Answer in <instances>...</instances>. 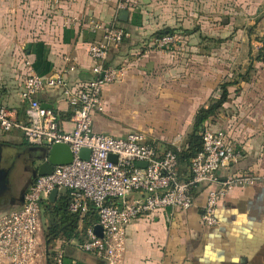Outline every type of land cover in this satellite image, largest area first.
Returning a JSON list of instances; mask_svg holds the SVG:
<instances>
[{"label":"crops","instance_id":"obj_1","mask_svg":"<svg viewBox=\"0 0 264 264\" xmlns=\"http://www.w3.org/2000/svg\"><path fill=\"white\" fill-rule=\"evenodd\" d=\"M119 1L0 0V106L14 110L18 119L25 121L27 104L21 93L31 70L44 78L61 73L72 87L91 81L94 78V61L88 49L101 38V33H94L89 26V22L94 20L116 25L127 33L124 42L111 50L108 57V64L123 68L125 77L104 89L106 110L94 118V132L119 139L131 133H143L162 149H169L171 145L182 147L184 144L180 143L191 131L198 110L217 97L218 88L224 81L242 72L240 61H245L243 43L233 37L232 40L226 37L217 39L201 34L198 29H185V39L189 43L202 44L201 48L170 53L158 51L153 46L154 35L166 29L176 34L185 28L189 12L195 11L192 5L183 6L180 0H130L128 16L121 20ZM201 2L197 11L205 9L209 12V8L218 7L219 16L224 15L223 27L237 22V18L228 19L227 8L236 11L237 16L253 12L252 19H257L254 26L261 31L260 38L264 37V17L258 18L264 0ZM184 11L188 12L187 16ZM207 17L208 13L198 22L205 24ZM243 22L246 32L251 23ZM188 32L191 34L187 35ZM247 37L251 38L248 33ZM208 42H214L220 49L217 59L205 45ZM227 42L230 45L222 48L221 45ZM258 45L256 55L262 47L260 42ZM227 48L231 52L228 53ZM256 55L249 50L248 65ZM71 65L75 68L73 72L69 71ZM228 67L235 68L229 71ZM254 67L251 81L230 88V101L215 119L206 123L210 128L226 130L243 154L237 164L219 172L221 180L246 174L264 177V62H256ZM36 98L44 107L56 112L63 130L73 131V110L60 91H47ZM161 106L168 112H164L160 119L177 125V129H170L167 135L174 139L171 145L134 129L144 113L149 114ZM0 143L30 147L22 132L17 130H0ZM25 160L21 163L28 164V159ZM23 187L19 182L15 185L11 202L10 198L5 203L0 202V216L23 206L20 201ZM207 190L206 187L200 189L194 198V207L189 211L167 209L131 224L127 231L126 252L120 264H264V185L230 191L217 207L218 226L211 228L201 221ZM66 191H60L58 196ZM47 223L42 217L34 264H47L43 234ZM83 226L80 220L82 242L86 239ZM82 242H70L66 264H105L95 255L81 251L79 246ZM58 248L65 249L62 242L56 243L55 250ZM0 264L11 263L0 256Z\"/></svg>","mask_w":264,"mask_h":264},{"label":"built area","instance_id":"obj_2","mask_svg":"<svg viewBox=\"0 0 264 264\" xmlns=\"http://www.w3.org/2000/svg\"><path fill=\"white\" fill-rule=\"evenodd\" d=\"M130 0H120L119 11H128ZM101 38L88 53L94 61V78L84 85L72 87L66 77L56 73L44 78L32 70L21 93L27 104L25 121L14 110L0 106V130L20 131L30 147L50 149L56 144L70 147L74 160L56 167L49 176L37 177L25 194L23 206L0 216V256L11 264H34L39 247L42 202L48 201L54 190L71 192L69 210L82 219L91 207L98 214L103 236L95 235L94 227L86 231V239L79 248L95 255L105 264H120L126 252L128 227L134 222L167 209L189 211L194 207V190L206 187V204L201 221L206 227H216V210L220 201L234 189L264 185V177L233 175L221 180L219 172L237 164L241 149L226 130H213L207 124L202 131L203 150L191 160L189 177L178 174V157L170 149H162L143 133H131L119 139L98 134L93 130L94 118L105 112L104 89L125 77L123 68L108 64L111 50L119 47L127 37L124 29L97 21L89 22ZM176 37L154 39L153 46L166 51ZM29 65V64H28ZM74 66L69 67L73 72ZM60 91L73 110V131L63 130L52 109L44 107L36 98L47 91ZM181 146V145H180ZM174 145L176 149L181 147ZM82 149L90 150L89 160L80 159ZM110 156L116 161L109 160ZM145 163V168L137 164ZM96 225V226H97ZM53 264H66V251H54Z\"/></svg>","mask_w":264,"mask_h":264},{"label":"trees","instance_id":"obj_3","mask_svg":"<svg viewBox=\"0 0 264 264\" xmlns=\"http://www.w3.org/2000/svg\"><path fill=\"white\" fill-rule=\"evenodd\" d=\"M254 30L255 28H250L248 35L252 36ZM186 34L188 35L191 33L188 32ZM173 35H175L174 31L166 29L156 33L154 37L157 39ZM258 42L262 44V47L258 50L257 55L251 59L249 65L246 67V71L244 73L239 72L237 75H234L231 80L224 81L218 88L219 95L212 98L208 106L202 107L198 110L191 131L187 135L184 145L179 150L175 147H168L170 150L174 151L178 157V174H181L180 177L182 179H184L189 173L188 170L191 160L203 150L202 131L204 130L206 123L215 119L223 110L224 105L230 101V88L238 87L241 83H249L251 81L252 73L255 71L254 64L256 62H264V37L259 38ZM238 92L239 89L236 90V93ZM187 178L190 177L187 176ZM199 191L200 189L194 190V198L197 197ZM72 201L73 198L71 192L66 191L61 193L54 203L49 201L42 202V217L48 222L43 228L47 264H53L52 258L54 256L57 242L63 243L65 251L73 240H80L82 242V235L79 232L80 220L83 221L84 225L83 233L89 228L95 227L98 223V214L93 207H91L89 213H87L82 219L79 214L72 213L69 210Z\"/></svg>","mask_w":264,"mask_h":264},{"label":"rangeland","instance_id":"obj_4","mask_svg":"<svg viewBox=\"0 0 264 264\" xmlns=\"http://www.w3.org/2000/svg\"><path fill=\"white\" fill-rule=\"evenodd\" d=\"M183 6H187V4L189 5L188 7H190L192 5L193 9H195L194 12H189L188 15V21L187 23L183 26L185 28H182L181 31L177 32L174 37H176V42L174 44H172V46H170V48L166 51H162V52H184V51H192L195 50L196 48H198V46H200V48L202 47V44L196 45L193 44L192 42L189 43L188 40H186L185 38L187 36L184 35L185 33V29L190 30V31H195L196 29H198L200 31V33L204 35H208L210 37H215L217 39H219V37H226V39L228 40H232L234 38L237 39H241L240 44L243 43V56H244V60L245 61H240V70L242 72H244L245 68L248 65L247 59H248V52L249 50H251V53L253 55H256V50L259 47V42H258V38H260L261 35V31L258 29V26H254L256 20L252 19V14H254L253 12H243V16H237L236 11H234L233 9L227 8V17L229 20L231 19H236L237 18V22L236 25H231V26H227V27H223L221 25L222 21H223V16H219V10L218 7L216 9H211L209 8V12H206L205 9H202V11H197V8L199 7V5L202 4L201 0H180ZM176 2H178V0H176ZM215 3H218V0H214ZM215 7L213 2H212V8ZM200 9V8H199ZM264 7L260 6V17H258L259 19H261V17H264V11H263ZM243 11V10H242ZM191 13H193V16L191 15ZM206 13H208V17H207V21H205V24H201L199 21V19L205 15ZM188 12L184 11V15L187 16ZM241 17V19L239 18ZM244 20L247 21L248 25V29H246V32L244 30ZM253 26V27H252ZM205 27V28H203ZM203 28V31L201 30ZM250 28H255L253 35L251 36V38L247 37V33L249 31ZM196 35H199V33H197ZM251 39V40H249ZM254 39V40H253ZM243 41V42H242ZM250 41V42H249ZM230 42V41H229ZM227 42V44L221 45L222 48H225V46H229L230 43ZM251 42L253 43L252 45ZM205 45H207L208 50L210 51V53L215 54V58L217 59L218 57V52L220 51V49L215 46L214 42H208L205 43ZM195 48V49H194ZM184 49V50H183ZM223 50V49H221ZM227 50V52H231V50L229 48L225 49ZM160 51V50H158ZM228 64L229 61H228ZM238 67V66H235ZM235 67H228V69H230L229 71H232L233 68ZM234 73H237L234 72ZM219 95V94H218ZM216 95V96H218ZM162 103V102H161ZM154 111V112H153ZM167 109L164 107H156L154 109H152L150 111L149 114L144 113V117H141L139 119V123L137 124V128L134 129H140L141 131H144L152 136H156L159 139H162V141L164 143H168V145H171L174 142V139H170L168 138V133L171 130H176L177 129V125H172L169 124L168 122H165L164 120L160 119V116L163 115L164 112H166ZM168 112V111H167ZM135 127V126H134ZM218 128V127H216ZM191 129V128H190ZM186 134V133H185ZM185 134H183L185 136ZM186 141V139L184 138V141L177 142L180 144H184V142ZM172 146V145H171ZM21 170V169H20ZM22 175V171H18L14 174V184H18L19 181L21 179H24V177ZM41 254H43V249L40 250Z\"/></svg>","mask_w":264,"mask_h":264},{"label":"water","instance_id":"obj_5","mask_svg":"<svg viewBox=\"0 0 264 264\" xmlns=\"http://www.w3.org/2000/svg\"><path fill=\"white\" fill-rule=\"evenodd\" d=\"M128 16V11H122L120 13V19L123 20ZM90 150L82 149L80 151V159L89 160ZM28 162L31 164L32 171L31 176L27 180L25 186L21 191L20 201L24 203L25 194L29 187L33 184L37 177L52 175L54 169L60 166H66L73 162L74 154L70 147L64 144H56L50 149L38 148V147H24L19 148L7 143H0V198L4 196L10 189L11 174L18 165L19 162ZM116 157L110 156L109 160L116 161ZM139 168H145V163L137 164ZM58 190H54L49 201L54 203L58 197ZM94 233L98 237L103 236L102 228L97 225L94 227Z\"/></svg>","mask_w":264,"mask_h":264},{"label":"flooded vegetation","instance_id":"obj_6","mask_svg":"<svg viewBox=\"0 0 264 264\" xmlns=\"http://www.w3.org/2000/svg\"><path fill=\"white\" fill-rule=\"evenodd\" d=\"M22 162V161H21ZM19 162L18 165L16 166V168L14 169V171L12 172L11 174V184H12V189H10L4 196H2L0 198V202L2 201V203H5L7 198H10V202L12 200V195H13V192L15 190V184H14V174L18 171H22V175L24 177V179H21L19 182L20 184L23 186H25L27 180L30 178L31 176V171H32V167H31V164L28 162V164H24V163H21ZM24 164V165H22ZM21 169V170H20ZM22 177V178H23Z\"/></svg>","mask_w":264,"mask_h":264}]
</instances>
